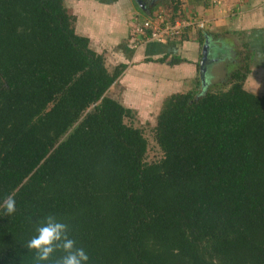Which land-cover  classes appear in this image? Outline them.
Listing matches in <instances>:
<instances>
[{
	"label": "trees",
	"instance_id": "1",
	"mask_svg": "<svg viewBox=\"0 0 264 264\" xmlns=\"http://www.w3.org/2000/svg\"><path fill=\"white\" fill-rule=\"evenodd\" d=\"M138 1L154 18L157 1ZM171 9L172 23L185 18L178 0ZM75 23L65 0H0V201H16L0 214V264H37L26 245L49 214L89 264H264L252 54L221 86L170 95L139 125L109 94L126 65L112 69Z\"/></svg>",
	"mask_w": 264,
	"mask_h": 264
},
{
	"label": "crops",
	"instance_id": "2",
	"mask_svg": "<svg viewBox=\"0 0 264 264\" xmlns=\"http://www.w3.org/2000/svg\"><path fill=\"white\" fill-rule=\"evenodd\" d=\"M156 1L158 5L154 12L163 15L161 21L172 23L163 5L170 7L174 0ZM178 1L181 3L180 13L187 19L192 18L195 25L183 26L182 38L147 40L135 46L133 37L136 27L151 17L140 1L65 0L68 9L76 17L77 33L90 39V47L103 54L112 69L118 64L126 65L118 80H134L138 86L134 94L139 102L146 95V92L139 93L142 84L145 87L147 83H155V80L175 81L167 82L166 85L161 83L163 88H171V83L185 85L192 80H201L205 86L208 80H222L218 77L222 78L224 72L228 74L227 80L239 67L237 62L228 60L238 35L244 36L241 43L243 51L240 52L249 51L252 54L248 78L254 75L264 80V0ZM200 22H204L205 28L199 27ZM200 34L206 36L203 41ZM209 34L212 37L207 36ZM210 37L218 42L219 56L211 61L208 59L202 67L204 45Z\"/></svg>",
	"mask_w": 264,
	"mask_h": 264
},
{
	"label": "rangeland",
	"instance_id": "3",
	"mask_svg": "<svg viewBox=\"0 0 264 264\" xmlns=\"http://www.w3.org/2000/svg\"><path fill=\"white\" fill-rule=\"evenodd\" d=\"M165 1H168V0H165ZM165 5H163V9L167 11V15L169 17H172L173 10L170 7H172L173 4L170 5V7L165 6ZM186 19L187 18H184V19L179 18V21L186 20ZM243 37L244 36L238 35L236 38L235 36L236 44L234 43L233 49L231 53L228 55V58L230 56V59L228 60L230 62L231 61L237 62L239 67L242 64L241 59L244 55V53L240 52V51H243L242 49L243 45L241 44ZM216 41H217L216 39L214 40L213 38H211L210 43H209V52H208L209 55L208 56L210 58L208 57V59H210V61L212 58L219 56L220 50L217 48L218 42ZM223 46H224V43H223ZM227 75H228L227 72L226 73L224 72L222 78L221 76L218 77V79H222V80H210L212 89L215 87V85L221 86L222 83H224L225 79L227 78ZM256 75L260 76V74L258 73ZM171 81L175 82L174 80H164V81L155 80V83H152V84L147 83L148 85H146L145 87L142 84L143 87H142L141 92L139 91V93L146 92V95L145 96L143 95L144 98L140 99V100H143L144 102L143 101L139 102V99L134 94V90L138 88L134 80L118 81L117 84L111 87L109 94L114 96L119 101L123 102V104L127 105L128 107L134 110L136 109L138 111V112L136 111L137 114H135V119H136L137 124L153 125L155 122L156 116L160 112L163 102L167 97L173 94H178V93L184 94V93L191 91L192 89H198V91H202L203 89H205L204 82L199 84L198 80H192L193 82L190 81L188 84H185V85H180L178 83L176 84L171 83L173 84L171 88H163L164 86H162L161 83L166 85L167 82H171ZM245 87L255 93H262L264 91V80H259L256 76L251 75L246 81ZM155 90H157L158 92L154 93L153 91ZM150 144L151 145H150L149 158L153 159L157 157L159 154H158L157 149H155L154 144H152V142H150Z\"/></svg>",
	"mask_w": 264,
	"mask_h": 264
},
{
	"label": "clouds",
	"instance_id": "4",
	"mask_svg": "<svg viewBox=\"0 0 264 264\" xmlns=\"http://www.w3.org/2000/svg\"><path fill=\"white\" fill-rule=\"evenodd\" d=\"M208 40L210 43L211 37ZM0 210V214L6 216H12L16 212L13 195L0 201ZM26 247L35 250L37 264H47L57 252L62 255L58 256L53 264H89L90 261L87 251L78 247L76 240L70 236L68 224L53 214L43 218L36 228V235L27 242Z\"/></svg>",
	"mask_w": 264,
	"mask_h": 264
},
{
	"label": "built area",
	"instance_id": "5",
	"mask_svg": "<svg viewBox=\"0 0 264 264\" xmlns=\"http://www.w3.org/2000/svg\"><path fill=\"white\" fill-rule=\"evenodd\" d=\"M156 19L149 18L140 23L138 27H136V35H134L133 40L135 46L141 45L144 41H162L171 38H182L183 34V26L190 27L195 25L192 18H188L186 20L179 21L176 20L175 23H170L167 21H161V14H154ZM204 22L199 23L200 28H205Z\"/></svg>",
	"mask_w": 264,
	"mask_h": 264
},
{
	"label": "water",
	"instance_id": "6",
	"mask_svg": "<svg viewBox=\"0 0 264 264\" xmlns=\"http://www.w3.org/2000/svg\"><path fill=\"white\" fill-rule=\"evenodd\" d=\"M203 49V58H202V64L201 66L204 67L208 58V52H209V40L206 41ZM207 83V82H206ZM205 83V84H206Z\"/></svg>",
	"mask_w": 264,
	"mask_h": 264
}]
</instances>
